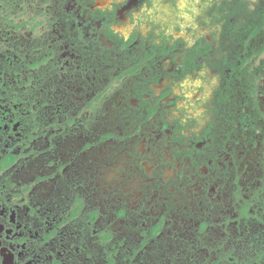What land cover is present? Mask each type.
Listing matches in <instances>:
<instances>
[{
	"label": "flooded vegetation",
	"instance_id": "obj_1",
	"mask_svg": "<svg viewBox=\"0 0 264 264\" xmlns=\"http://www.w3.org/2000/svg\"><path fill=\"white\" fill-rule=\"evenodd\" d=\"M172 263L264 264V0H0V264Z\"/></svg>",
	"mask_w": 264,
	"mask_h": 264
},
{
	"label": "rangeland",
	"instance_id": "obj_2",
	"mask_svg": "<svg viewBox=\"0 0 264 264\" xmlns=\"http://www.w3.org/2000/svg\"><path fill=\"white\" fill-rule=\"evenodd\" d=\"M29 16H23V19H27Z\"/></svg>",
	"mask_w": 264,
	"mask_h": 264
},
{
	"label": "trees",
	"instance_id": "obj_3",
	"mask_svg": "<svg viewBox=\"0 0 264 264\" xmlns=\"http://www.w3.org/2000/svg\"><path fill=\"white\" fill-rule=\"evenodd\" d=\"M37 98H40V97L37 96ZM174 262H175V261H174ZM172 264H174V263H172Z\"/></svg>",
	"mask_w": 264,
	"mask_h": 264
}]
</instances>
